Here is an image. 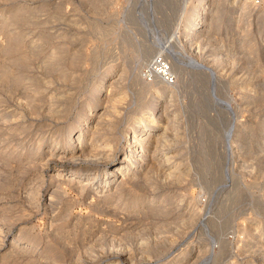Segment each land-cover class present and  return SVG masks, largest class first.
Wrapping results in <instances>:
<instances>
[{
	"label": "rangeland",
	"instance_id": "obj_1",
	"mask_svg": "<svg viewBox=\"0 0 264 264\" xmlns=\"http://www.w3.org/2000/svg\"><path fill=\"white\" fill-rule=\"evenodd\" d=\"M194 1L0 0V264H112L115 253L131 264H158L200 246L197 264L219 245L207 239L212 218L233 251L245 240L247 221L264 210V153L254 131L264 117L263 18L237 0H199L204 13L187 45L182 32ZM164 43L216 77L199 86L184 60L181 75L169 70L174 93L163 91L147 63ZM114 65L123 68L113 87L121 99L95 111L100 100L90 90ZM155 101L165 109V142L148 144L155 163L142 162L124 189L98 192L102 186L52 171L44 151L56 144L53 150L73 152L80 129L101 156L125 157L137 118ZM140 196L149 200L124 207Z\"/></svg>",
	"mask_w": 264,
	"mask_h": 264
},
{
	"label": "bare ground",
	"instance_id": "obj_2",
	"mask_svg": "<svg viewBox=\"0 0 264 264\" xmlns=\"http://www.w3.org/2000/svg\"><path fill=\"white\" fill-rule=\"evenodd\" d=\"M194 1V0H193ZM205 0H203L204 2ZM240 4V6L245 7V4L247 6H251V9L253 8L252 4H251V0H237ZM201 3L199 0H195L192 4L193 6V11L192 13H190V18L189 20H187L188 25L185 26V29L183 30L182 34L184 36V42H186V44H191L189 42H191V40H196L197 37V33L198 30L196 28V23L197 20L199 18V16H201V14H203V7H204V3ZM210 3V2H208ZM156 4V3H155ZM212 4V3H211ZM210 4V5H211ZM215 4V3H214ZM218 7V5H217ZM220 7V6H219ZM248 7V8H249ZM94 8V7H93ZM212 8V7H211ZM217 10V9H216ZM220 10V9H219ZM246 10V9H245ZM257 11L259 12V15L262 16V21L264 24V5L260 8L257 9ZM217 12V11H216ZM219 12V11H218ZM217 12V13H218ZM248 12V11H247ZM220 13V12H219ZM222 8H221V14H222ZM209 14V13H208ZM219 14V15H221ZM147 15V14H146ZM259 16V17H260ZM209 17V16H208ZM216 18H220V16L216 17ZM258 18V17H257ZM261 18V17H260ZM145 20V19H144ZM217 20V19H215ZM202 21V20H201ZM234 24V23H233ZM231 23V25H233ZM183 29V28H182ZM203 34V33H202ZM226 38V37H225ZM183 41V40H182ZM150 45V46H149ZM148 47H145L144 50L142 51V55H143V60L144 58H147V55H149L154 47L153 45L149 44ZM147 46V45H146ZM170 46V45H169ZM173 46V45H172ZM174 47H176L174 45ZM172 48V47H171ZM170 48V49H171ZM177 48V47H176ZM181 48V47H180ZM168 45H166L165 43L161 45V51H164L166 54L167 58H170L171 61L169 63V66H167V62L165 63L163 60H165V58H161V60L158 58L161 57V51L157 54V55H153L150 59V61L147 63V67L149 69V73L150 75L154 78V79H159L160 82L163 81L162 83V90L163 91H167L169 92L168 94H172L175 91V85L174 84H169L170 82H172V79L169 81V78H172L170 71L173 74H176V76L181 75L182 73V69H184L183 66V61L185 60V58L181 55V53L177 50H170ZM141 54V53H140ZM150 56V55H149ZM149 58V57H148ZM197 58V57H196ZM196 58L193 57H187L185 62L186 64H189V66H191L192 70H190V72L193 75V81H195L196 83L199 81L201 82L202 79L204 78V80H206L205 78H208L209 80H213L216 76H215V72L214 70L206 65L201 63L202 61H198ZM73 61V60H72ZM148 61V60H147ZM79 63V62H78ZM70 64V63H69ZM117 65H114L112 67H110V69L108 70V74H107V79L104 80V82L106 81V83H104L103 81H101L98 85L92 87L93 89L90 90V93L93 95L94 100H100V102L95 103L94 104V110L98 111L103 109L104 107L107 109L108 107L107 104H113L115 101H119L121 98L117 96V93L119 94V92L115 91L113 89L114 85H117V82L121 79L118 80V78L120 76H123L121 74H123L122 70L123 68H117ZM195 67L196 69H194L193 67ZM169 67V68H168ZM189 68V67H188ZM170 70V71H169ZM186 72V71H185ZM189 72V71H188ZM168 73L167 78H165V75ZM68 74V73H67ZM61 75V74H60ZM186 75V74H185ZM74 76V75H73ZM243 76V75H242ZM58 77V75H57ZM63 77V75H62ZM61 77V78H62ZM105 77V76H104ZM135 79V78H134ZM207 79V80H208ZM181 80V79H180ZM179 80V81H180ZM201 80V81H200ZM70 81V80H69ZM74 81V79H73ZM121 81V80H120ZM217 80H214V82ZM165 82V83H164ZM199 86H202V82L199 83ZM211 82V81H210ZM209 82V83H210ZM156 83V82H155ZM154 83V84H155ZM167 83V84H166ZM204 83V82H203ZM206 83V82H205ZM204 83V84H205ZM195 84V83H194ZM203 84V85H204ZM83 85V84H82ZM197 85V86H198ZM210 86V85H208ZM207 86V87H208ZM212 86V84H211ZM145 87V86H144ZM205 87V85L203 86ZM216 87V85H215ZM214 87V88H215ZM74 88V87H73ZM211 88V87H210ZM208 89V88H206ZM249 89V88H248ZM56 90V89H55ZM202 90V89H201ZM39 91V90H38ZM69 91V90H68ZM210 91V90H209ZM208 91V93H209ZM37 92V91H36ZM66 92V91H65ZM79 92V91H78ZM202 92H205L204 90ZM140 93V92H139ZM64 94V93H63ZM62 94V96H63ZM167 94V95H168ZM170 94V95H171ZM67 95V92L66 94ZM121 95V94H120ZM166 95V96H167ZM208 94L206 93H201V101L202 102H208ZM212 95V94H211ZM169 96V95H168ZM60 97V96H59ZM66 97V96H65ZM175 97V96H174ZM208 97V98H207ZM63 98V97H62ZM119 98V99H118ZM210 99V98H209ZM257 99V98H256ZM28 100V99H27ZM169 100V99H168ZM159 101V100H158ZM171 101V100H170ZM29 102V101H28ZM40 102V101H39ZM160 102V101H159ZM163 102V101H162ZM161 102V103H162ZM35 103V102H34ZM169 103V102H168ZM209 103V102H208ZM25 104V103H24ZM62 105V104H61ZM114 105V104H113ZM27 106V105H26ZM32 106V105H31ZM60 106V105H59ZM254 106V105H253ZM58 107V106H57ZM170 107V106H169ZM31 108V107H30ZM46 110V109H45ZM111 110V109H110ZM114 110V109H112ZM165 109L162 107V105L158 106L157 101L153 102L152 105H150L149 107H147L142 114L140 115V117L137 118L136 120V124L138 125V128L133 129L132 131V140L130 141L131 144L128 147V151L129 153L124 156H120L117 159H115V157L113 158H108V157H103L101 156V154L97 153L94 149V145L91 146L90 144H88L91 141L90 139H87L85 137V132L87 131L85 130H78V132L75 134V138L74 141H76V145H73L71 147L72 151H58V150H53L54 147H57V145L55 144L54 146H51V148L49 150H45L44 152L46 153V155L52 159L50 162V166L52 167V171L54 170L56 174H66L68 172H71V176L69 180H74L75 177H80L83 178L84 181H86L87 183H92L95 184L97 187L100 185L102 186L101 189L98 190V192H103L106 191L108 188L109 190H112L113 187L115 188V190H117L118 188H122L125 185V180L127 178H129L128 176L130 175H134L136 172H138L140 170V166L145 162H149L150 164L155 163L153 160L155 156H152L148 153L146 154L145 149L147 147H149V143L152 141L154 142L153 144H158V141H162L163 138L160 137L161 134L164 133L166 126V120L164 121V117H162L163 111ZM50 111V110H49ZM52 111V109H51ZM94 111V112H95ZM177 111V110H176ZM34 112V111H33ZM32 112V113H33ZM56 113L59 114V112L55 111ZM62 112V111H61ZM54 113V112H53ZM63 113V112H62ZM35 114V113H34ZM98 114V113H97ZM60 115V114H59ZM67 115V114H66ZM170 115V114H169ZM172 115V114H171ZM176 115V114H175ZM53 116V115H51ZM101 116V115H100ZM167 117V116H166ZM98 118V117H97ZM174 116H172L171 118H169V121H173ZM102 119V118H101ZM175 119V118H174ZM232 121V120H231ZM110 122V121H109ZM165 122V123H164ZM237 122V121H236ZM235 122V124H236ZM88 123V122H87ZM249 123V122H248ZM103 124V123H102ZM170 124V123H169ZM231 124V123H230ZM86 125V124H85ZM106 125V124H105ZM250 125V123H249ZM37 126V125H36ZM108 126V125H107ZM170 126V125H169ZM235 126V125H234ZM238 126V125H237ZM96 127V126H94ZM99 127V126H98ZM106 127V126H105ZM171 127V126H170ZM169 127V128H170ZM109 128H111L109 126ZM226 128V127H225ZM236 128V127H235ZM234 128V129H235ZM247 128V126H246ZM245 128V129H246ZM230 129L231 126H229L226 129L225 135H228L230 133ZM233 129V130H234ZM109 130V129H108ZM157 130H161L160 132ZM236 130V129H235ZM156 131V132H155ZM173 131V130H172ZM238 131V130H237ZM257 134H258V138L255 140L256 144L259 145L261 147L260 151H263L264 153V117L262 119H260L257 122L256 128L254 130ZM15 132V131H14ZM89 132V131H88ZM87 132V133H88ZM91 132V131H90ZM89 132V133H90ZM88 133V134H89ZM167 133V131H166ZM234 133V132H232ZM87 134V135H88ZM126 134V133H125ZM177 135V134H175ZM232 135V134H231ZM260 135V136H259ZM90 136V135H89ZM235 136V135H234ZM168 137V136H167ZM174 137V135H173ZM260 137H263L262 139H260ZM89 138V137H88ZM165 138V137H164ZM161 139V140H160ZM241 141V139H240ZM165 142V139L164 141ZM171 142V141H170ZM169 142V144H170ZM173 144V143H172ZM77 145L79 146V148L77 149ZM101 145V144H100ZM104 145V144H103ZM110 145V144H109ZM168 145V144H167ZM171 145V144H170ZM233 145V144H232ZM237 145V144H235ZM61 146V145H60ZM102 146V145H101ZM96 147V146H95ZM98 147V146H97ZM105 147V146H104ZM152 146H150L151 148ZM167 147V146H166ZM236 147V146H235ZM258 147V149L260 148ZM138 148V149H137ZM165 148V147H164ZM169 148V147H168ZM76 149V150H75ZM173 149V148H172ZM152 150V149H150ZM165 150V149H163ZM162 151V150H161ZM259 151V150H258ZM88 152V153H87ZM247 152V150H246ZM161 153V152H160ZM259 153V152H258ZM257 153V154H258ZM171 154V153H169ZM245 154V153H244ZM68 155V156H67ZM104 155V154H103ZM158 155V154H157ZM161 156V155H160ZM175 156V155H174ZM110 157V156H109ZM157 157V156H156ZM176 157V156H175ZM221 157V156H220ZM263 157V156H262ZM264 158V157H263ZM262 158V160H263ZM174 159V158H173ZM222 159V158H221ZM146 160V161H145ZM170 160V159H169ZM259 160V159H258ZM167 161V159H166ZM174 161V160H173ZM161 162V160H160ZM209 162V161H208ZM264 162V161H263ZM158 163V161H157ZM167 163V162H166ZM171 163V162H170ZM211 163V162H210ZM168 164V163H167ZM222 164V163H221ZM224 164V163H223ZM259 164V162H258ZM263 164V163H262ZM170 165V164H169ZM243 165V164H242ZM106 166H110V169L108 171H105V167ZM155 166V165H154ZM207 166V165H206ZM148 167V166H147ZM146 167V168H147ZM152 167V165H151ZM159 167V166H156ZM155 167V168H156ZM165 167V166H164ZM86 169L83 171H80V169ZM143 168V167H142ZM150 168V167H149ZM79 169V170H78ZM90 169V170H89ZM159 169V168H156ZM165 169V168H164ZM171 169V168H170ZM242 169V168H241ZM225 170V169H223ZM262 170V169H261ZM166 171V170H165ZM164 171V172H165ZM221 171V170H220ZM100 172V173H99ZM140 172V171H139ZM211 172V171H210ZM225 172V171H224ZM261 172V171H260ZM219 173V172H218ZM228 173V172H227ZM264 173V172H263ZM262 173V174H263ZM146 174L144 173V175L142 176L140 174V176L142 177H146ZM167 175V172H166ZM218 175V174H216ZM220 175V174H219ZM218 175V181L216 183L220 184L221 183V179ZM223 175V174H222ZM226 175V174H225ZM229 175V174H228ZM55 176V175H54ZM175 176V175H173ZM138 177V176H137ZM141 177V178H142ZM176 177V176H175ZM174 177V178H175ZM225 177V176H224ZM230 177V176H228ZM226 176V178H228ZM86 178V179H85ZM138 178V179H141ZM233 178V177H232ZM148 179V178H147ZM214 179V178H213ZM216 179V180H217ZM259 179V178H258ZM215 180V181H216ZM232 180V179H231ZM138 181V180H137ZM146 181V180H144ZM148 181V180H147ZM168 181V180H167ZM214 181V182H215ZM233 182V181H232ZM236 182V181H235ZM104 183V184H103ZM140 183V182H139ZM223 183V182H222ZM108 184V185H106ZM116 184V185H115ZM211 184V183H210ZM115 185V186H114ZM142 185V184H141ZM221 185V184H220ZM140 186V184H139ZM214 186V183H213ZM218 186V185H217ZM225 186V185H224ZM97 187H94V189L96 190ZM134 187V186H133ZM145 187V186H144ZM216 187V186H215ZM154 188V187H153ZM214 188V187H213ZM220 188V187H219ZM124 189V187H123ZM151 189V188H150ZM215 189V188H214ZM122 190V189H121ZM217 190V189H216ZM242 190V189H241ZM264 190V189H263ZM227 191V190H226ZM240 191V190H238ZM104 193V192H103ZM97 194V193H96ZM239 194V193H238ZM264 194V193H263ZM149 196V195H148ZM231 198V197H230ZM149 198L147 199L145 196H140L138 197L136 200L134 201H124V207L125 208H129V209H134V208H139L141 204L145 203L146 201H148ZM227 200V199H226ZM152 201V200H151ZM230 201V200H229ZM224 203V202H223ZM222 205V204H221ZM230 205V204H229ZM224 206V204H223ZM220 208V207H219ZM227 208V207H226ZM225 211V215L227 216V213L229 211V209L224 210ZM232 211V210H231ZM220 215H221V211ZM259 216L253 220V221H247V225L246 228L248 227V230L246 231V238L243 241L237 240L238 245L234 246L236 247V250L233 251L231 249V242L229 240H225L226 238L224 237H220L219 235L222 234L220 233V229L219 227V222L216 223L215 221L210 220L206 225V227H208V231H209V235L207 237V239L209 238V240L211 241V243H213L214 241H218L219 245L217 247V251L214 253L213 250L211 252H207V255L205 256V258H203L200 262H198L197 264H264V210L259 212ZM222 217V216H221ZM229 217V216H228ZM220 218V217H219ZM227 217H225L226 219ZM217 219V218H216ZM209 220V219H208ZM228 220V219H227ZM223 220H221L222 222ZM229 221V220H228ZM231 221V220H230ZM195 222V221H194ZM207 222V221H206ZM226 223V228H227V222L224 221ZM223 222V224H224ZM231 223V222H230ZM229 223V224H230ZM222 224V223H221ZM220 224V225H221ZM231 225V224H230ZM219 226V227H218ZM222 227V226H221ZM229 227V226H228ZM174 228V227H173ZM225 229V228H223ZM179 230V229H178ZM218 230V231H217ZM222 231V230H221ZM207 232V231H205ZM220 233V234H219ZM208 234V233H207ZM231 234V233H230ZM224 235V234H223ZM228 235V234H227ZM230 236V235H229ZM18 239L14 240L15 242ZM12 241V242H14ZM240 241V244H239ZM200 244V243H198ZM197 245V244H196ZM192 246V245H191ZM200 247V246H198ZM197 247V249H191L190 247V251H188V254H175L173 256H169L168 258H166L163 262H160L158 264H194L193 260L194 257L199 255V251L200 249ZM24 249H29L31 248L30 243H25V245L22 247ZM188 248V249H189ZM212 249V248H211ZM126 252V251H125ZM202 253V252H201ZM32 254V253H31ZM130 254V253H129ZM111 255V254H110ZM109 255V257H111L113 260L110 262L112 264H131V262H126V258L124 257V254H119V253H115L112 254L111 256ZM235 256H239L242 257L243 261H241L240 263H237L236 261H228V258L230 257H235ZM238 257V258H239ZM101 261V260H100ZM108 261V260H107ZM122 261V262H121ZM92 263V262H91ZM109 263V262H108Z\"/></svg>",
	"mask_w": 264,
	"mask_h": 264
},
{
	"label": "built area",
	"instance_id": "obj_3",
	"mask_svg": "<svg viewBox=\"0 0 264 264\" xmlns=\"http://www.w3.org/2000/svg\"><path fill=\"white\" fill-rule=\"evenodd\" d=\"M251 4L253 6L252 10L256 12L258 8L264 5V0H251ZM167 76H168V73L165 75V78H167ZM170 80L171 78H169V81Z\"/></svg>",
	"mask_w": 264,
	"mask_h": 264
}]
</instances>
